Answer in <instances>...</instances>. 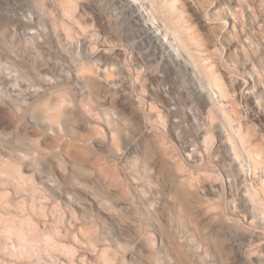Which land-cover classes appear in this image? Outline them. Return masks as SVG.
Listing matches in <instances>:
<instances>
[{"label": "rangeland", "instance_id": "obj_1", "mask_svg": "<svg viewBox=\"0 0 264 264\" xmlns=\"http://www.w3.org/2000/svg\"><path fill=\"white\" fill-rule=\"evenodd\" d=\"M88 1L0 0V264H264V0Z\"/></svg>", "mask_w": 264, "mask_h": 264}, {"label": "bare ground", "instance_id": "obj_2", "mask_svg": "<svg viewBox=\"0 0 264 264\" xmlns=\"http://www.w3.org/2000/svg\"><path fill=\"white\" fill-rule=\"evenodd\" d=\"M75 1L76 0H64L63 3L65 7L64 11L67 15L71 14L72 9L70 6H72V2ZM125 1L128 2L127 6L129 9L125 10V13H123V20L128 19L130 14L136 11L140 12V15L142 16L141 22L148 26L147 30L151 31L154 37H157V39L159 40V42H161V44H167L169 47H171L174 51V56L176 58H183L184 59L183 61H185V63H187L188 66L191 65L190 67L193 70L196 68L199 69L197 58L189 51V49H187L186 43L179 36L178 29L174 27V24L168 17L167 12L164 10L163 5L158 0H125ZM98 2L99 0H90L87 2V7L97 5ZM100 15L103 16L104 11H100ZM40 16L42 15L40 14ZM105 22L107 24L108 30L112 35H116L120 38H124L125 36L130 35L127 32L131 31L132 28H128L127 26H124L122 24H116L115 26H111L108 21L105 20ZM186 54H188V57ZM205 89L207 90L212 100L217 98V94L214 92L213 89V82L211 81L210 78L206 81Z\"/></svg>", "mask_w": 264, "mask_h": 264}]
</instances>
